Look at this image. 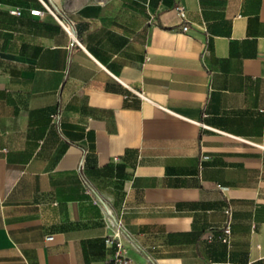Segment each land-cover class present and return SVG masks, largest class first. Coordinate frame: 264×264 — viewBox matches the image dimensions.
I'll return each instance as SVG.
<instances>
[{"label":"crops","instance_id":"1","mask_svg":"<svg viewBox=\"0 0 264 264\" xmlns=\"http://www.w3.org/2000/svg\"><path fill=\"white\" fill-rule=\"evenodd\" d=\"M96 199L128 264H264V0H0V264H104Z\"/></svg>","mask_w":264,"mask_h":264},{"label":"built area","instance_id":"2","mask_svg":"<svg viewBox=\"0 0 264 264\" xmlns=\"http://www.w3.org/2000/svg\"><path fill=\"white\" fill-rule=\"evenodd\" d=\"M46 9L48 12L52 13L59 21L64 22V19L60 16L58 11L53 8L50 5H46ZM175 9L177 10L178 15L183 19H187V9L182 4L175 5ZM10 12L15 15H21L22 9L14 7L10 9ZM31 14L38 15L39 17H44L45 11L41 9H31ZM64 27L69 33H73V29L70 26V24L64 22ZM184 30H188V25L183 26ZM138 95H140L142 98H145L143 91H136ZM80 169L82 170V181L84 184V187L87 192H91L92 190V184L91 180L87 178V176L84 174V161L81 163ZM97 202L101 203L104 213V219L106 221L107 226L110 228V233L106 237L105 242L107 247L110 249L108 251V257L105 260L104 264H128V259L125 257V255L122 252L123 243L121 241V235L124 231V222L120 217H117L111 207V205L108 202L100 201L96 199ZM225 212L227 214V222L223 229V236L222 240L226 243H230L232 241V218H233V211L231 206H228L225 208ZM49 239L53 238V236H49ZM116 247V249H114Z\"/></svg>","mask_w":264,"mask_h":264}]
</instances>
